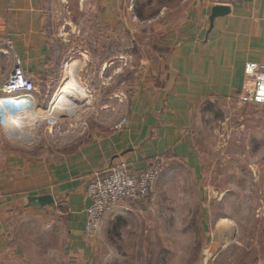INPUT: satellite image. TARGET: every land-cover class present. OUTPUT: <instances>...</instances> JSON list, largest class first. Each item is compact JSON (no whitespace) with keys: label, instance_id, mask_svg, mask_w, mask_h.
I'll use <instances>...</instances> for the list:
<instances>
[{"label":"rangeland","instance_id":"1","mask_svg":"<svg viewBox=\"0 0 264 264\" xmlns=\"http://www.w3.org/2000/svg\"><path fill=\"white\" fill-rule=\"evenodd\" d=\"M161 6L168 7L162 16ZM180 6L177 0H137L139 14H123L118 41L111 30L87 28L85 21L93 19L84 15L72 17L75 27L53 30L60 38L50 42V76L36 83L37 112L49 115L38 121L0 119V182L3 165L17 158L25 165L39 162L45 170L40 180L47 183L49 166L70 162L97 134L124 130L138 80L157 69L154 57L165 52L160 26ZM11 54L0 62L1 82L13 64ZM70 77L81 99L76 93L70 101L64 98ZM235 106L220 111L198 134V172L175 158H149L147 166L154 160L161 165L148 195L128 210L107 214L83 240L85 251L73 249L59 219L13 217L10 227L24 253L21 261L10 257L6 264H264V106ZM117 118L124 121L118 127L112 124ZM93 175L82 181L88 184Z\"/></svg>","mask_w":264,"mask_h":264},{"label":"crops","instance_id":"2","mask_svg":"<svg viewBox=\"0 0 264 264\" xmlns=\"http://www.w3.org/2000/svg\"><path fill=\"white\" fill-rule=\"evenodd\" d=\"M177 1L181 6L176 17L160 26L164 31L160 45L165 52L154 57L160 62L157 69L138 80V98L124 130L114 131V127L109 133L97 134L96 142L82 148L70 162L49 166L47 183L40 180L39 173L45 170L39 162L25 165L15 158L3 165L0 264L10 257L21 261L24 253L19 236L10 227L13 217L15 221H35L45 215L52 222L59 219L56 221L73 249L85 251V210L90 204L86 180L82 181L86 174L121 162L140 171L157 155L163 160H180L193 173L198 172V134L220 111L238 107L239 98L248 96V85L264 83V0ZM136 5L137 0H0V62L12 59L2 53L8 48L37 83L50 76V42L58 36L53 30L75 27L72 17L84 15L93 19L85 21L87 28L111 30L109 34L113 38L115 32L118 41L123 14L132 11L133 17L138 16ZM167 9L161 6L157 12L162 16ZM77 22L82 26L84 21ZM130 25L124 24V28L133 27ZM62 90L69 101L71 93L82 98L72 77ZM115 123L118 118L112 120ZM29 172L31 177L25 175Z\"/></svg>","mask_w":264,"mask_h":264},{"label":"built area","instance_id":"3","mask_svg":"<svg viewBox=\"0 0 264 264\" xmlns=\"http://www.w3.org/2000/svg\"><path fill=\"white\" fill-rule=\"evenodd\" d=\"M8 46V44H6ZM10 48V46H8ZM7 48L2 53H7ZM13 55V54H12ZM38 90L35 81L27 76L21 61L13 55V64L7 78L0 84V119L30 117L38 121L48 115L37 112ZM240 104L250 101L264 103V83L248 85ZM124 121L117 124L120 126ZM161 163L154 160L145 169L132 171L128 164L121 162L90 178L86 194L90 200L85 210L84 234L90 236L101 226L105 215L112 211L128 210L150 192Z\"/></svg>","mask_w":264,"mask_h":264}]
</instances>
